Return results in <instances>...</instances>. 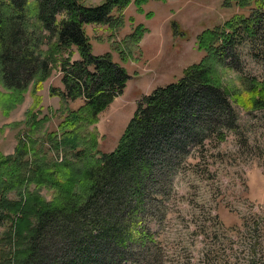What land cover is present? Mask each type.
<instances>
[{
	"label": "rangeland",
	"instance_id": "1",
	"mask_svg": "<svg viewBox=\"0 0 264 264\" xmlns=\"http://www.w3.org/2000/svg\"><path fill=\"white\" fill-rule=\"evenodd\" d=\"M79 1L86 6L105 2ZM259 1L131 0L123 11L114 12L113 25L85 24L93 54H108L130 76L123 92L94 118L85 111V97L65 99L52 92L53 87L65 88L61 64L80 55L75 45L55 46L56 38L50 40V33L43 31L38 51L51 61L46 76L35 77L21 91L6 88L0 78V199L34 204L42 197L55 201L66 190L84 189L82 173L55 170L65 158L75 161L74 153L85 150L81 143L70 157L64 134L92 136L88 152L95 158L113 151L139 100L158 86L178 81L209 55L201 44L203 34L226 29ZM35 2L31 0V7ZM26 24L31 32L37 27L32 17ZM243 39L237 46L241 64L234 68L216 62L212 75L231 91L245 89L247 74L264 80L263 40ZM232 100L239 128L227 132L224 140L209 139L183 162L174 175L164 218L147 222L157 237L158 259L143 264H264V109L248 110ZM3 213L0 264L25 252L28 229L38 223V206L24 225L8 209ZM136 220L127 224L133 227ZM132 250L143 259L139 254L144 248ZM123 264L135 262L127 258Z\"/></svg>",
	"mask_w": 264,
	"mask_h": 264
},
{
	"label": "trees",
	"instance_id": "2",
	"mask_svg": "<svg viewBox=\"0 0 264 264\" xmlns=\"http://www.w3.org/2000/svg\"><path fill=\"white\" fill-rule=\"evenodd\" d=\"M130 1L86 6L79 0H36L31 7V0H0L3 85L21 91L35 77L46 76L51 61L38 47L41 33L48 31L50 40L56 38L55 46L75 45L80 55L61 64L65 88L53 87L52 92L65 99L85 97V111L94 118L123 92L130 76L108 54H93L84 25H113L114 12L123 11ZM30 17L37 23L35 33L26 24ZM245 36L264 42V0L249 15L229 21L226 29L205 32L201 44L209 55L186 69L178 81L158 86L140 99L113 151L95 158L88 152L92 136L64 134L63 144L72 149L70 157L81 143L85 150H77V160L65 158L55 170L82 173L85 187L66 190L55 201L42 197L34 204L29 199L1 198L0 221L8 209L24 225L38 206V223L28 229L25 252L14 253L3 264H123L127 258L143 264L158 259L157 237L147 222L164 218L174 175L183 162L209 139L224 140L227 132L239 128L232 98L248 110L264 109V80L247 74L245 89L231 91L212 76L216 62L234 68L241 64L237 46ZM136 219L137 225L127 224ZM134 246L144 248L139 254L143 259L134 254Z\"/></svg>",
	"mask_w": 264,
	"mask_h": 264
}]
</instances>
